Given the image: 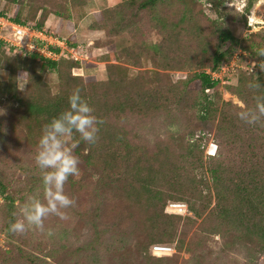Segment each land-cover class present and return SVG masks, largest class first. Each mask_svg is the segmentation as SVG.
I'll use <instances>...</instances> for the list:
<instances>
[{
    "label": "trees",
    "instance_id": "16d2710c",
    "mask_svg": "<svg viewBox=\"0 0 264 264\" xmlns=\"http://www.w3.org/2000/svg\"><path fill=\"white\" fill-rule=\"evenodd\" d=\"M87 1L0 0L14 5L10 18L14 24H30L35 30H43L51 18L58 17L54 34L64 37V23L66 44L73 49L78 47L74 31L85 14ZM207 3L218 14L217 19H209L197 0H119L96 12L89 27L92 31H102L108 40H122L126 29L124 36L130 42L136 37L130 30L129 12L154 15L161 40L145 46H152L155 69L138 70L134 75L129 66L139 68L140 63L133 47L122 50L116 64L110 63L107 56L101 58L106 63V76L97 80L94 76L74 75L73 69L81 64L70 59L54 61L21 49L12 55L0 42V70L7 72L6 79L0 81L1 163L15 160L22 145L34 151L35 158L45 125L68 109L69 97L77 88L101 121L93 143L82 140L78 133L66 138L69 144L79 141L73 151L79 161V178L69 177L70 190L65 193L74 204L62 210L67 219L48 216L63 220L64 225L80 234L75 237L63 227L61 240L53 244L55 248L49 255L45 254L46 259L17 247L19 241L10 228L18 213L15 203H23L25 195L18 197L23 192L10 189L9 178L0 175L1 208L5 212L1 221L6 220L1 231L13 249L12 253L9 249L2 254L17 255L21 264H203L199 262L202 255L192 248L198 245L203 251L204 234H208L218 236L225 251L243 257L241 263L230 264H257L264 255V117L250 125L237 113L255 110L257 98L264 97V56L259 55L264 49V30L240 39L223 23L224 12L219 10L223 1ZM251 8L249 2L240 15L243 26ZM5 14L3 8L0 17ZM105 44L112 52L111 44ZM118 46L117 41L112 44L116 50ZM237 51L255 60L257 73L239 70L237 83L225 86V92L235 96L243 108L231 102H220L217 108L213 105L219 83L205 69L218 71ZM142 54L145 59L150 57L146 47ZM191 67L199 71L184 86L196 84L202 97L194 104L182 98L183 111L198 106L202 121L218 118L220 140L216 153L206 163L198 140L189 143L180 156L173 143L175 138L167 143L160 139L153 147H139L137 135L129 137L120 123L129 115L155 119L165 104L177 103L179 92L167 70ZM48 73L57 76L53 91L45 81ZM20 78L26 81L22 90L18 88ZM256 83L259 88L250 87ZM28 183L29 192L41 200L45 196L41 170L33 173ZM43 203H47L46 198ZM178 203L185 204L190 215L169 208ZM155 245L171 247L174 252L157 255L152 249ZM182 252L190 258L182 260ZM0 264L10 263L0 257Z\"/></svg>",
    "mask_w": 264,
    "mask_h": 264
},
{
    "label": "rangeland",
    "instance_id": "374dc122",
    "mask_svg": "<svg viewBox=\"0 0 264 264\" xmlns=\"http://www.w3.org/2000/svg\"><path fill=\"white\" fill-rule=\"evenodd\" d=\"M223 4L219 7L221 12H224L222 18L224 19L223 23L225 26H229L240 39H246L251 34L258 33L264 30V0H222ZM119 0H88L87 5L85 6L84 16L78 21L77 25V33H78V44L81 46V53L84 57V60L81 63V69L75 70L77 75L81 76H94L97 80H104L106 76V72L104 69V63L101 58L107 56L110 60V63H118L119 53L124 49H130L133 47V52L138 56L139 59V68L129 66V72L131 74H136L138 70H154V65L152 60L154 58L155 53L153 52L152 46L145 45H154L159 40L160 37L157 36L158 28L156 25V20L154 15H149L148 13L142 14H133L129 12L130 19L132 22V26L130 30L135 35L136 39L133 41H128V39L124 36L120 37L122 40H108L105 34L102 31H92L89 27L92 25L94 19L93 15L107 7H111L114 4L118 3ZM252 2V8L250 12L247 14V24L243 26L240 23L241 13L245 10L246 5ZM197 5L201 8L204 14L209 19H217L218 14L213 10V8L208 5L207 0H197ZM5 9L6 14L3 16V21H6V28L10 27L7 25L10 22V18L13 16V12L15 10L14 5H6L3 2H0V11ZM1 19V17H0ZM51 21H56L59 23V18L54 17L51 18L47 22V30H54V25ZM65 24L62 23L61 30L63 31V36L68 37L66 31L63 29ZM44 34V33H43ZM7 40H12V38L1 34ZM119 39V38H118ZM119 45L117 50L115 47H112V44ZM90 42V43H89ZM105 43L111 44L112 52L109 50V47ZM123 44V46L120 45ZM2 47L8 53L14 55L13 49H9V46H5L2 44ZM146 47L150 53V57L145 59L143 56V48ZM123 52V51H122ZM245 55V56H244ZM233 59V60H232ZM232 59L229 63L223 65L218 71H211L210 69H205L206 73L210 74L212 77L217 78V82L219 85L216 88V105H213L218 108L220 102H231L234 105H237L241 108L244 105L233 95L225 92V86L228 84L235 85L233 81H236V77L239 73V70L248 73L251 71L253 60L247 53L237 51L233 55ZM250 59V60H247ZM245 71H244V70ZM180 71L179 69L175 70H167L168 76L173 86L179 96V101L176 100L177 103L165 104L164 107H161L160 112L158 113L155 119L151 118H137L134 115H129L124 118L120 123L123 124L128 131L129 137H134L137 135L136 143L141 146L153 147L155 142L162 139L164 143L167 141H171V139H176L174 143L175 147L178 150L179 155L185 154L187 151V146L189 143H196L200 146L203 151V159L204 162H208V157L213 156L217 151V145L219 143V135L217 133L216 125L217 119L210 118L208 120H201L198 112V106H192L191 109H185L183 111L181 105L183 104L182 98L189 99L188 102L192 104L198 103V100L202 97L200 96L201 90L196 84H192L188 87L184 86V83L188 81L191 75L199 70L195 68H185ZM166 72V71H164ZM166 73V74H167ZM252 73L256 75L257 69L254 65ZM7 77V72L4 70H0V81H4ZM256 77V76H255ZM45 81L48 86L51 87L53 91L56 89L57 84V76L55 73H48L45 77ZM26 81L23 78L18 80V88L22 90L25 87ZM228 83V84H227ZM188 92L189 94L185 95L181 93ZM190 96V97H189ZM187 102V103H188ZM243 105V107H242ZM217 115V114H216ZM196 145V146H197ZM1 148V147H0ZM34 151L29 150L25 145L20 147L18 150V155L15 160L0 162V175H5L9 178V188L16 189L19 192H23L19 194L18 197L25 195L24 202L20 203L16 202L15 205H18V213H17V221L24 222L26 225V230L22 233L15 232V235L19 241L17 247L20 249L29 252L31 256L38 258H45V254L51 253L53 244L56 241L61 240L60 233L63 227L69 229L73 236H77L80 232L71 228V226H66L61 219L51 220L47 217L43 222V229H36L34 226L27 225V221L24 220L23 208L31 203L33 199H36L30 192L28 183L29 179L32 177L33 173L39 171L38 165L36 164V160L33 156ZM15 165L16 172L13 173ZM43 176V174H42ZM79 175H75L74 179L77 180ZM41 183L38 186H40ZM69 182L67 181L64 185V193L68 194ZM41 191V190H40ZM37 198L42 203L44 202L45 196H41ZM4 203L3 199L0 197V257H4L10 264H21L17 255L11 254L13 252L12 247H10L7 243L8 239L4 232L1 229L4 227L6 220L1 221L4 217L5 212L2 211L1 204ZM176 205L175 207L169 206L172 210H181L183 215H190L187 211V206L183 203L178 204H170ZM174 210V211H175ZM15 222V223H16ZM200 222V220L198 221ZM65 224L68 225L67 221ZM59 229V230H58ZM186 238L188 241L193 234V231ZM51 232V235H49ZM205 244H203L204 250L200 249V246H194L192 249L194 251L198 250V255H202L199 258L201 259L199 262L203 264H230L233 263H241L243 261V257L239 254H235L231 251H225L222 248L221 241L218 236L204 234ZM59 245V242H57ZM134 244V243H132ZM57 245V244H56ZM11 249L10 254H2L5 251ZM40 250V251H37ZM225 251V252H224ZM204 252V253H203ZM159 255V254H157ZM190 258V254L186 252L181 253L182 260H188ZM197 258L196 260H198ZM46 259V258H45ZM194 260V261H196ZM49 261V259H48ZM193 261V262H194ZM51 262V261H50ZM257 264H264V255L260 256L257 259Z\"/></svg>",
    "mask_w": 264,
    "mask_h": 264
},
{
    "label": "clouds",
    "instance_id": "9594fccd",
    "mask_svg": "<svg viewBox=\"0 0 264 264\" xmlns=\"http://www.w3.org/2000/svg\"><path fill=\"white\" fill-rule=\"evenodd\" d=\"M259 55L264 56V49L260 51ZM233 83L237 82L233 81ZM250 87L259 88L260 84L256 83ZM68 105L67 110L45 125L43 135L39 140V150L35 160L43 174L47 203L33 199L22 210L27 225L34 226L36 229H43V222L50 214L67 219L62 210L74 204V200L64 193V185L70 176L79 173V161L73 155L74 149L79 146V141L74 140L69 144L66 138L78 133L82 140L93 143L98 132L97 125L101 123L93 114L94 109L82 97L79 88L70 95ZM237 115L239 119L250 125L259 122L264 117V97L257 98L255 110L246 109L238 112ZM10 230L22 233L26 230V225L24 222L17 221L11 225Z\"/></svg>",
    "mask_w": 264,
    "mask_h": 264
},
{
    "label": "built area",
    "instance_id": "2783aa9c",
    "mask_svg": "<svg viewBox=\"0 0 264 264\" xmlns=\"http://www.w3.org/2000/svg\"><path fill=\"white\" fill-rule=\"evenodd\" d=\"M2 18L3 17H1L0 20H3ZM5 24H6V21H3V23L0 22V42H2V44L5 46H9V49H13V52H16L18 49H21L25 53H37L50 60L56 61L60 58H64V59H70L79 64H81L82 61L84 60V57L81 53V48L80 47H77V49L69 48L66 44V40L64 37L63 38L54 37L55 41L58 43H61L64 48L61 52H59L58 54H55L53 53V51L47 50L43 46L40 47L36 43V40L40 38V35L43 34L44 31L35 30L30 24L19 25V24L7 22V25L10 26L8 28H6ZM2 32H3V35L12 38V40L10 39L7 40L4 36L1 35ZM247 60H250V59H247ZM254 65H255V62L253 61L251 71H249L248 73H252ZM78 69H81V68L73 69L74 75H77L75 73V70H78ZM211 79L214 81H217V78H214L212 76H211ZM170 206L175 207L176 205H170ZM152 249L154 253L156 254L174 252L173 248L167 247V246L161 247V245H155L152 247Z\"/></svg>",
    "mask_w": 264,
    "mask_h": 264
},
{
    "label": "crops",
    "instance_id": "0c3cea01",
    "mask_svg": "<svg viewBox=\"0 0 264 264\" xmlns=\"http://www.w3.org/2000/svg\"><path fill=\"white\" fill-rule=\"evenodd\" d=\"M51 22L54 25V29H55L58 23H56V21H51ZM42 31H44V34H41L40 38L38 40H36V43L40 47L43 46L47 50H49L50 48L57 49L58 50L57 52H53L55 54H58L59 52H61L64 49L63 45L61 43H58L55 41L54 37H56V36L54 34V30L48 31L47 28H44ZM74 35L76 36V39L74 42L77 44L78 47L81 48L80 44H78L79 40H78L77 30L74 31Z\"/></svg>",
    "mask_w": 264,
    "mask_h": 264
}]
</instances>
